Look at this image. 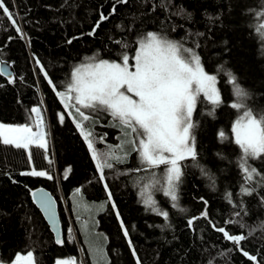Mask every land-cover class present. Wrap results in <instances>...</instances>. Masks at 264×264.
<instances>
[{"label":"trees","instance_id":"1","mask_svg":"<svg viewBox=\"0 0 264 264\" xmlns=\"http://www.w3.org/2000/svg\"><path fill=\"white\" fill-rule=\"evenodd\" d=\"M3 3L15 25L0 9V59L11 64L14 77L9 82L0 74V122L35 129L31 109L43 106L50 143L45 149L33 145L29 150L0 143V262L11 264L17 253L31 251L35 264H55L58 258L67 257L83 264L80 244L86 264H137V260L140 264H264V154L248 158L249 167L260 175L246 183L240 166L243 152L231 130L242 110H251L257 118L264 115V36L257 31L264 21L258 15L264 12V0ZM102 15L107 19L101 20ZM148 32L194 50L205 71L216 76L221 97L215 107L203 94L198 98L192 117L196 158L180 161L183 175L177 187V207L159 190L164 177L149 189L159 209L168 213L167 220L147 208L141 196L151 173L161 178L166 166L135 171L142 169L138 153L125 142L131 137H125L118 121L109 113L89 110L85 112L90 119L82 121L75 109L70 115L56 95L66 91L79 65L120 62L123 54L133 62L139 41ZM228 73L247 92L239 101L243 108L231 106L237 97ZM77 121L92 132L98 152L123 145L128 153L123 163L113 161L112 169H104L103 180ZM32 169L45 171L52 179L21 175ZM38 187L47 189L57 202L64 232L61 245L54 241L32 199ZM77 187L80 196L73 193ZM242 187L254 191L242 195ZM107 201L109 206L98 211ZM205 211L206 217L201 215ZM193 217L199 219L190 226ZM229 220L236 223H226ZM219 227L246 239L234 245L216 230ZM243 252L256 260H249Z\"/></svg>","mask_w":264,"mask_h":264},{"label":"snow or ice","instance_id":"2","mask_svg":"<svg viewBox=\"0 0 264 264\" xmlns=\"http://www.w3.org/2000/svg\"><path fill=\"white\" fill-rule=\"evenodd\" d=\"M0 9H3L9 21L15 25V20L3 0H0ZM258 15L264 16V12ZM105 19L107 17L102 15L101 20ZM16 31L20 32L21 29L17 27ZM257 31L264 36V21L259 24ZM90 59L94 60V58ZM120 60L121 62L98 60L75 67L70 82L66 85V91H57L56 95L60 97L65 109L75 108L76 114L82 121L90 119V115L86 114L85 110L91 113H109L115 121H118L125 137H131L125 142L131 144L132 150L138 153L142 169L135 171H150L165 165L164 185L159 190L171 199L173 207H177L175 203L178 200L177 187L183 175L180 161L188 157L193 160L196 158L195 138L192 135L195 125L192 117L198 98L203 94V97L214 107L221 103L220 93L216 87V76L205 71L199 55L194 50L184 48L179 42L153 32H148L145 38L140 39L139 47L132 58L134 63H130L127 54H123ZM227 75L233 93L237 97V102L231 106L237 109L243 108L244 105L239 101L247 96V92L236 82V78L231 73ZM45 76L47 77V73ZM48 83L52 84V81L48 80ZM31 112L38 114L39 108L34 107ZM59 120L63 122V114L59 116ZM76 127L80 130L92 159L96 162L101 180L104 179V169L114 167L113 161L123 163L126 160L128 153L124 151L123 145L115 150L109 148L107 152H98L94 147L92 132L85 131L83 123L79 121L76 122ZM36 128L37 130L33 131L28 124L0 123V143L16 149L29 150L33 145L45 149L46 134L42 130L43 119L39 115H37ZM232 132L235 135V143L243 152L240 166L245 173V182L248 183L254 176L260 175L256 169L249 167L247 161L249 157L260 158L264 154V115L257 118L251 110L246 109L233 124ZM220 136L224 138V133L221 132ZM118 152H122L123 155H118ZM21 175L52 179L47 172L35 169L23 172ZM156 183L159 181L155 179V173H151L149 183L144 184L141 190L143 203L152 212L167 220L168 213L159 209L149 191ZM105 187L107 188V185ZM76 191L79 193L80 190ZM253 191L254 189L248 187L241 189L242 195H251ZM108 198L111 200L110 192ZM52 204L47 196L40 197V206L50 213V219L55 223ZM112 206L115 208V204ZM201 215L206 217L207 212ZM235 215L239 216L240 213L237 212ZM195 219L199 217H193L188 221L190 226ZM226 223L236 222L229 220ZM240 226L244 227L242 224ZM121 227H124L122 221ZM216 230L237 246L246 239L243 234H229L223 227ZM124 235H128L126 229ZM56 242L62 243L61 240ZM243 255L249 260H256L255 256H250L247 252H243ZM11 264H35L33 253L31 251L26 254L17 253ZM56 264H75V261L58 259ZM137 264H140L139 260Z\"/></svg>","mask_w":264,"mask_h":264},{"label":"water","instance_id":"3","mask_svg":"<svg viewBox=\"0 0 264 264\" xmlns=\"http://www.w3.org/2000/svg\"><path fill=\"white\" fill-rule=\"evenodd\" d=\"M0 74H1V76H3L7 80H10L14 77L13 69H12V67L8 61L0 59ZM41 196H47L53 202L52 208L55 211V223H53L52 219H50V213L40 206V197ZM32 199L35 202L36 206L41 211L45 221L47 222V224L50 228V231L53 234L54 241L56 242L57 240H61L62 243H59V245L63 244L64 232H63V227H62V223L60 220V216L58 213V205H57V202H56L54 196L47 189H45L43 187H38L35 190H33ZM222 235H223V233H222Z\"/></svg>","mask_w":264,"mask_h":264},{"label":"rangeland","instance_id":"4","mask_svg":"<svg viewBox=\"0 0 264 264\" xmlns=\"http://www.w3.org/2000/svg\"><path fill=\"white\" fill-rule=\"evenodd\" d=\"M139 47V46H138ZM136 53V52H135ZM134 56H135V54H134ZM133 56V57H134ZM121 62V61H120ZM131 63H134V61L133 62H131ZM61 92H64V91H61ZM59 97V96H58ZM60 98V97H59ZM60 101H61V99H60ZM62 105L64 106V104L62 103ZM73 109H75V108H72L71 110H69V109H65L69 114H70V112H71V114L70 115H73ZM245 111V110H244ZM243 110L240 112V114H239V116H237L238 118L234 121V123L243 115V112H244ZM43 109L42 108H39V113L38 114H35V120H36V122H37V115H39L40 117H42V119H43ZM1 123V122H0ZM233 123V124H234ZM3 124H6V125H20V124H10V123H3ZM46 125V126H45ZM48 122L46 121V123H45V121H44V119H43V128H42V130L44 131V133L46 134V130H45V128L47 129V127H48ZM232 127H233V125H232ZM49 128V127H48ZM37 130V128L35 129V131ZM232 130V129H231ZM233 133V132H232ZM233 137H234V140H235V135H234V133H233ZM46 141H47V146L49 145V140H47V134H46ZM46 146V147H47ZM96 163V162H95ZM164 177V175L161 177V178H158V179H156V180H158L159 182H160V180L162 179ZM156 184H158V183H156ZM156 184H154V185H156ZM79 247H80V249H81V257L83 256V252H82V247H81V245H79ZM58 259H74V261H75V264H78L77 263V261H76V259L75 258H73V257H70V258H58ZM57 259V260H58ZM82 259H84V258H82ZM55 264H56V262H55ZM84 264H86V262H84Z\"/></svg>","mask_w":264,"mask_h":264},{"label":"bare ground","instance_id":"5","mask_svg":"<svg viewBox=\"0 0 264 264\" xmlns=\"http://www.w3.org/2000/svg\"><path fill=\"white\" fill-rule=\"evenodd\" d=\"M11 65V64H10ZM77 189H79L80 190V188L79 187H77V188H75V190H74V194L76 195V196H80V191H79V193H77ZM110 202V201H109ZM109 202L107 201L106 203H104V204H102L100 207H98V211H100V210H103V209H106L108 206H109ZM114 203L113 202H111V204H110V206H112ZM113 207V206H112ZM114 209H116V206H115V208ZM224 228V227H223ZM226 230V229H225ZM233 235V234H232ZM227 240V239H226ZM228 242H229V240H228ZM231 242V241H230Z\"/></svg>","mask_w":264,"mask_h":264}]
</instances>
